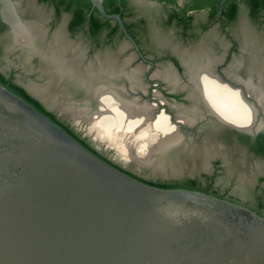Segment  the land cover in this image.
<instances>
[{
	"label": "flooded vegetation",
	"instance_id": "1",
	"mask_svg": "<svg viewBox=\"0 0 264 264\" xmlns=\"http://www.w3.org/2000/svg\"><path fill=\"white\" fill-rule=\"evenodd\" d=\"M192 1L127 0L126 7L112 14L121 15L133 44L113 20H108V25L95 35L88 22L73 28V14L62 9L57 16L52 4L0 0V53L17 62L8 73L0 72L37 99L55 121L114 165L44 105L40 98L45 92L43 86L66 93L69 100L77 99L73 104L85 113L80 119L87 123L90 121L86 117L101 112L100 88L134 107L147 106L145 120L149 124L165 122L171 128L180 127L176 129L180 140L155 153L151 166L158 170L211 168V172H202L207 179L213 177L211 195L264 216L263 13L257 19L252 17L254 26H248L242 17L245 4L240 0L235 20H228L221 8L215 14L209 7L190 10ZM7 2L11 6L6 7ZM224 3L221 1L220 6ZM91 15L92 12L87 14ZM181 18L187 23H181ZM60 25H64L65 35L59 32ZM19 29L25 32L26 43L18 41ZM68 39L82 41V48L71 47ZM62 52H67L70 60L63 59ZM30 67L36 68L38 78L27 72ZM204 76L219 91L218 101H226L224 111L233 121L223 119L211 107L204 92ZM21 77L28 83H22ZM32 79L37 86L31 84ZM69 110L71 107L64 112ZM238 121L245 125L236 124ZM234 151L235 158L263 170L253 194L255 201H246L235 193L244 187L237 174L229 185L215 184L217 177H227L226 160L233 159Z\"/></svg>",
	"mask_w": 264,
	"mask_h": 264
},
{
	"label": "water",
	"instance_id": "2",
	"mask_svg": "<svg viewBox=\"0 0 264 264\" xmlns=\"http://www.w3.org/2000/svg\"><path fill=\"white\" fill-rule=\"evenodd\" d=\"M0 264H264V216L129 175L0 83Z\"/></svg>",
	"mask_w": 264,
	"mask_h": 264
},
{
	"label": "rangeland",
	"instance_id": "3",
	"mask_svg": "<svg viewBox=\"0 0 264 264\" xmlns=\"http://www.w3.org/2000/svg\"><path fill=\"white\" fill-rule=\"evenodd\" d=\"M242 17L243 19L245 18L248 26H254L253 24L255 22L253 21L250 11L246 5H244L243 7ZM59 32L62 35H65L64 25L59 26ZM64 39H66V36H64ZM68 44L71 47L82 48V41L79 40L76 41L75 39H68ZM66 53L67 52H62L60 56L63 59L70 60V57H68ZM16 66V61H13L12 58H10L9 60L3 57V54L0 53V70L3 73H8L12 67ZM27 72H29V74L35 73L34 75H36V77L38 78L36 74V68L30 67L27 69ZM20 81L22 83L27 82L26 79H24L23 77L20 78ZM30 82L31 84L37 86V81L32 79V81ZM42 83L43 82H41V84ZM43 88L45 92L40 95V98L44 105L48 109L55 112V114L61 120L66 122L73 129V131L79 134L97 151L105 155L109 160H111L113 163H115L122 169L156 184L181 183L182 181L187 179H198L204 186L209 183L208 179L202 175V172H211V168H206L202 170L201 167L196 166L188 168H177L173 170L169 168H166L165 170H158L151 166L155 162V158L153 159L152 163H142L141 159L145 158L148 153L142 151V149L144 150V148L141 147V144L139 145V143H135L131 140L129 142L126 141V144L120 142V145L117 144V142H115L116 144H114V141L104 140L103 138H101V136L98 135V131L96 129H92L91 123H87L85 120H82L80 118L78 119V116L76 115L77 113H79L77 110L78 105L73 104L74 101L77 99L69 100L67 94L62 93V91H49V88L47 89L46 86H43ZM70 107L71 110L64 112L65 108L69 109ZM90 129L92 130V132ZM139 150H141V152ZM236 153V151L233 152V159L226 160L225 165H227L226 168L228 171L227 177H217L215 184L216 186L220 185L222 187H224L225 185H229L231 182L234 181L235 174H237L239 176V181L244 184V187L240 188L235 193H237L239 197L243 198L246 201H255V195L253 194L258 186V178L259 176H261L263 170H257L258 167L255 168L253 164H247L246 161L240 158H235ZM245 184L247 188H245Z\"/></svg>",
	"mask_w": 264,
	"mask_h": 264
},
{
	"label": "bare ground",
	"instance_id": "4",
	"mask_svg": "<svg viewBox=\"0 0 264 264\" xmlns=\"http://www.w3.org/2000/svg\"><path fill=\"white\" fill-rule=\"evenodd\" d=\"M7 5H9V2H7L6 7ZM10 10L11 9H9V13ZM14 23H15V18L13 24ZM13 27L15 26L13 25ZM17 37L19 42L26 43L28 41L25 32L21 29H19ZM202 81L204 84L205 95L211 101V104L209 103L210 105H212L211 107L212 108L214 107V109L221 117H223V119L226 120L231 119L233 121L234 118L229 116L230 114L226 115L227 113L224 111L225 108H227L226 101L225 103H221L222 101L220 102L218 101L217 97L219 95V91L212 83V80L204 76L202 78ZM102 90L104 89L102 88L98 89V92L100 94L99 98H101V102H102L100 105L101 112L98 115L94 114L89 118L86 117V119L90 121L92 129H96L98 131V135L101 136V138H103L104 140L114 141V144H116L115 142H117V144H120V142L126 144V141L129 142L132 140L135 143H139V145L141 144V147L144 148V150L142 149V151L148 153L146 157L143 155L145 158L141 159V162L142 163L145 162V164L153 162L154 159L153 154L158 152L160 153V151H164L166 148L176 144L180 140V136L178 134L179 132H177L175 128H171V126H169L165 122H159L155 124H152L153 123L152 122L150 123L152 125L146 122L147 120L145 119H146V114L148 112L147 106L134 107V105L128 102L121 101V99L116 97L114 93L112 94V92H110V94H106ZM226 111H229V109H226ZM78 112L79 113H77L76 115L79 118H84L85 115L83 114L85 113H81L80 109ZM162 119H165V117ZM237 123L243 126L245 125L243 122L240 121L236 122V124ZM139 151L141 152V150Z\"/></svg>",
	"mask_w": 264,
	"mask_h": 264
},
{
	"label": "trees",
	"instance_id": "5",
	"mask_svg": "<svg viewBox=\"0 0 264 264\" xmlns=\"http://www.w3.org/2000/svg\"><path fill=\"white\" fill-rule=\"evenodd\" d=\"M44 3L52 4L56 9L57 16L60 15L61 10H65L68 12H71L73 14V20L71 22V26L73 28L81 27L85 22L89 23L90 30L93 34H98L102 31V29L108 25L110 21L104 20L101 15L98 13L96 9H93L92 4L88 0H41ZM158 1H164V0H158ZM170 3H174L176 0H166ZM222 0H193L190 6V10H202L205 8H210L211 12L213 14L217 13L218 10L221 8L223 11V15L228 20H235L236 16L238 14L239 6H238V0H226L223 6H220ZM243 2L249 9L251 17L257 19L259 18L260 14L263 13L264 17V0H240ZM128 4L127 0H106L104 2V8L107 13L112 14L118 11V9L122 7H126ZM89 12H92L91 16H87ZM172 17H175L173 15ZM181 23H187L185 21V18H181ZM264 24V21H263ZM117 31V29H116ZM0 83L7 87L10 91L17 94L21 98H23L25 101H27L30 105H32L36 110L39 112L47 115L50 119H52L54 122L59 124L63 129H65L71 136L79 140L71 131L68 130V128L61 125L59 122L55 121L53 116L51 114L45 112L43 109V106L41 103L32 97L23 87L13 83L10 79H7L6 76L0 72ZM85 147H87L89 150H91L93 153L97 154L94 150H92L87 144H85L83 141L79 140ZM98 155V154H97ZM100 156V155H98ZM105 161L111 163L104 157L100 156ZM112 164V163H111ZM114 165V164H112ZM120 170L125 171L129 175H132L136 177L137 179H140L141 181L158 187L162 189H175V188H184L189 190H197L201 191L207 194H211L210 189L212 187V179L208 178V181H210L206 186H204L200 180L198 179H187L182 181L181 183H174V184H156L151 181H145L141 178H138L134 174L122 169L121 167L114 165ZM205 177V176H204ZM213 194V193H212Z\"/></svg>",
	"mask_w": 264,
	"mask_h": 264
}]
</instances>
